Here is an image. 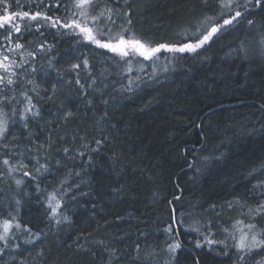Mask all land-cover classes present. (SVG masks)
<instances>
[{
  "label": "trees",
  "instance_id": "16d2710c",
  "mask_svg": "<svg viewBox=\"0 0 264 264\" xmlns=\"http://www.w3.org/2000/svg\"><path fill=\"white\" fill-rule=\"evenodd\" d=\"M218 2L129 0L132 33L153 45L178 43L182 29L205 17L218 18ZM19 4H0V16L39 11L59 23L53 26L44 16L35 21L17 17L14 23L21 31H13L10 40L3 39L8 26L0 28V51L13 49L8 56L16 64L27 60L22 69L13 65L19 74L15 84H0V95L14 97L5 107L9 115L13 107L23 111L27 92L39 113L26 121L13 117L15 123L0 140V224L10 219L40 234L27 251L0 252V264H232L231 256L216 255L218 246L195 247L193 242L204 222L213 227L215 219L225 221L229 203L237 210L241 203L254 208L257 202L251 198L264 194V187L255 192L264 181V59L242 60L238 45L240 33L251 27L246 26L249 19L264 34V7L252 10L249 5V14L196 55L172 59L164 76H144L146 63L139 60L142 71L130 64L127 72L129 64L118 55L63 27L73 0ZM113 19L112 31L128 26L123 15ZM17 43L23 47L16 49ZM74 64L81 67L74 70ZM7 75L0 68V76ZM30 156L52 169L59 165L57 174L64 168L78 170L79 191L60 226L51 222L42 188L53 179L34 176ZM5 158L15 171L9 173ZM212 162L215 168L197 177ZM258 223L263 229L264 220ZM173 243L180 247L170 252ZM0 248H5L2 241ZM258 255L248 264L264 259Z\"/></svg>",
  "mask_w": 264,
  "mask_h": 264
},
{
  "label": "snow or ice",
  "instance_id": "6c2138e0",
  "mask_svg": "<svg viewBox=\"0 0 264 264\" xmlns=\"http://www.w3.org/2000/svg\"><path fill=\"white\" fill-rule=\"evenodd\" d=\"M4 0H0V4H3ZM116 4L118 7H113L112 5ZM249 5L253 7H264V0H244L242 4L240 0H219L218 7L222 10L217 17H205L198 23H195L190 28L182 29L180 33L177 35L180 37V41L178 43H158L153 45L151 42H144L141 39H138L134 36L131 30L132 21L130 19L131 8L129 7V0H73L72 8L75 11L72 13V19L65 20L63 23L64 28L78 30V34L82 35L83 38L101 49H108L113 53L119 54L121 58H128L126 62L129 63V67L126 69L127 72H131L132 68L130 66L131 58L134 56L142 57L146 61H155L159 59V55L162 50L169 53H195L197 50L202 49L206 44L213 40L218 33L222 32L226 26H231L235 22L242 20L247 14L250 13L251 9ZM19 0H17V7H19ZM95 9H99L95 15L92 14V11ZM126 9V10H125ZM224 10H227L225 13ZM5 13H7V6L4 8ZM123 15L127 19V27L121 26V30L115 34L112 32V28L115 25L116 21L113 19L114 16L117 18ZM227 15L228 18H225ZM44 16L46 20L52 21L53 26H56L59 23L58 20H52L51 17L46 16V14L41 13L39 11L31 14L29 12H18L5 14L0 16V28H5L8 26V36L3 37L5 40H10L12 32L15 31L19 33L21 31L20 26L14 23L15 19L19 17L20 19L30 18L35 21L38 17ZM217 19L222 20L221 23H216ZM247 24L249 26H253L255 21L247 20ZM91 25V26H90ZM27 28L28 25H25ZM260 51L261 54L264 55V36H261L259 39ZM23 45L17 43L15 45L16 49L22 48ZM43 49V45H41ZM8 51H13V49H8ZM240 51L247 56L248 49L244 43L240 46ZM29 56H35V52L28 53ZM27 63V60H23L22 63L16 64L15 61H10L8 55L3 56V60H0V68H3L4 71L8 74L5 79L4 76H0V84L13 85L16 83V80L13 77H19L17 71L13 69V65L15 64L16 68H23V64ZM87 61L83 62L84 67H87ZM154 66V64H153ZM72 69H79L81 67L80 64H74L71 66ZM143 69L141 68V71ZM32 71L35 72L36 69L33 67ZM63 78L58 80V83H62ZM32 81H29L31 84ZM76 83L79 84V79L76 80ZM132 81L129 80V84ZM33 92L36 91V88L32 89ZM52 94L55 95L57 91L56 84L51 86ZM26 104L23 108V111L17 113L16 109L13 107L10 109L11 115H9V109L5 107V105L10 104L11 100L14 97H9L5 95H0V140H2L8 129L10 124L15 123L13 117L19 115V118L22 121H26L29 115L36 116L39 113L37 111H33L35 105L33 104L32 96L27 92L22 94ZM66 115H71V113H66ZM24 127L27 128V123L24 124ZM100 141H97L99 144ZM3 147L7 148V145H3ZM40 147H44L41 145ZM29 152L33 150L29 147ZM68 150L65 149V152ZM83 155V153H81ZM205 160L208 158L205 157ZM35 161L36 164H39L38 156H30L29 162ZM2 163L8 166L9 173L15 171L16 169L10 165V160L8 158L3 159ZM20 167H27V164H21ZM192 167V165H189ZM44 169L47 171L46 165H39L36 171H40ZM3 175V173H0ZM25 176L31 175L29 172H24ZM22 183L21 180H16V184L20 185ZM65 181H61V185H63ZM258 187H264V181L260 182ZM177 199H179L177 197ZM56 201V193L53 192L49 198V204L51 206L52 202ZM19 204V200L16 201ZM60 207L59 201H56V206L51 208L52 214L55 217L57 213V209ZM229 208H232L233 205L229 203ZM242 209L241 216H248L250 219H256L257 217L264 216V200H261L254 208L247 206L244 203L240 204ZM12 219H15L14 217ZM65 220L68 218L65 217ZM175 219V217H174ZM60 221L57 220V223ZM182 223V221H180ZM21 225L19 222L15 223V228H20ZM13 228L12 220L4 219L2 224H0V241H3L5 245H7L8 237ZM27 231H31V229L27 228ZM173 230L172 225L170 224L166 231L171 232ZM198 230V229H197ZM224 231L234 240V248L236 251V258L240 264H248L250 259H253L255 255L259 254L258 250H264V229L257 230L256 223H246L244 219H236L232 226L231 230L225 228ZM37 236L40 234L37 233ZM31 243V241H28ZM209 245L214 243V241L209 240ZM220 243H224L220 241ZM199 247V242L197 243ZM18 247V245H17ZM137 249L139 245L136 246ZM180 245L178 243L169 244L168 250L170 252H175ZM4 248H0V252H3ZM227 254V253H226Z\"/></svg>",
  "mask_w": 264,
  "mask_h": 264
},
{
  "label": "rangeland",
  "instance_id": "374dc122",
  "mask_svg": "<svg viewBox=\"0 0 264 264\" xmlns=\"http://www.w3.org/2000/svg\"><path fill=\"white\" fill-rule=\"evenodd\" d=\"M7 2H9V0H4V3L1 5H5ZM250 7L252 8V10L257 9V7H253L252 5ZM74 11H75V9H72L70 11L69 17H67L66 20L70 21L73 18L72 13ZM95 14H93V15H95ZM225 18H228V17L226 16ZM249 20H251V19H249ZM219 23L222 24V21H220ZM246 26H249V25L246 23ZM227 27L228 26H226V28ZM75 31H77V33H78V30H75ZM112 32H113V34H115L119 31H117V32L112 31ZM240 34H242L241 35L242 39H241V41H238V45L241 46V44L244 43L248 49L247 56H245L242 52L240 53L241 59L247 60V61H253V62L258 60L257 57L264 59V55L261 54L260 45H259V39L261 36H264V34H263V32L260 31V28L257 25H253L251 27H246V29L243 30ZM79 36H81L83 38L82 35L79 34ZM238 38H239V36H237L235 41H237ZM1 49H2V51H0V60H3V56L8 55V48L6 47V49L4 50V47H3ZM115 54L119 56V54H117V53H115ZM182 54H184V53H169V52L163 53V51H162L160 54H158L159 59L155 60L154 62L153 61H146L142 57H139V56H134L131 58L130 64L132 65L133 68H137V69L143 68L144 65H142L140 63V61H142L143 63H146L144 68L147 69V73H145L144 76H154L157 74H159L160 76H164L167 72L166 70L170 67V62L172 61V59L176 60V59H178L179 55H182ZM194 54H196V52L195 53H185V55H189V56L194 55ZM176 55H177V57H175ZM119 59H121L125 65L129 64L128 62H126L128 60V58H121L119 56ZM9 60H10V58H9ZM153 64H154V66H153ZM138 72H140V70H138ZM246 118L251 119V117H246ZM31 162L32 163H30V165H29V163H27V164L29 166L28 167L29 169L34 170V172H33L34 176L42 177V176H46V175H51V178L53 179L51 182L47 183L46 185L43 184V187H42L44 192H45V200H46L47 206H48L49 211H50L52 224L57 227V226H60L64 223H66L68 219L65 220L64 218L69 217L68 212L70 211V209H69L70 203L72 202L76 193L79 191V187H80V184H79L80 182L78 180L79 179L78 178V174H79L78 170L75 167L70 169V171L68 169L64 168V173L57 174L59 172V165L55 166L52 169V167H50L46 163H41L39 161V164H36L34 160ZM214 163L215 162H212L208 165V167H204L203 170H200L197 174V177L201 178V177L209 174L208 172L211 169L215 168V166H213ZM39 165H46L47 171H45L44 169H41L40 171H36V169L39 167ZM256 179L258 180L259 178H255L254 180H256ZM61 181H65V183L63 185H61ZM260 188L261 187H257L256 188L257 190H255V192L257 193L258 191H260ZM53 192L56 193V201H59V203H60V207L57 209V213H56L55 217L52 214L51 208L56 206V201H53L51 206L49 204V198ZM251 199H252V201L257 202V204H258L261 200H264V194L262 195V197L260 199H257L254 197ZM236 203L239 204L238 201ZM238 208H241V207H238ZM229 210H230L229 214L226 216L224 222L215 219L216 224H215V226H213L214 228L212 227L211 221H209L208 223L204 222V227H202L200 229V232L198 234V238L196 240H194L193 245L195 247H198L197 243L199 242L200 246H205L206 248L211 247V246H213V247L218 246L221 249V252H219L220 254L217 253L216 254L217 256H219L221 258L231 256L230 262L232 264H239L240 262L237 261L236 251L234 248L235 242L224 231V229L228 228L229 230H231V226L236 219H244L246 223H256L257 224V230L259 231V230H261V228L259 227L258 222H262L264 220V216L257 217L256 219H250L248 216H241L242 209L237 210V208L236 209L235 208H229ZM57 220H59L60 222L57 223ZM178 221L181 224L180 221H183V217L182 216L178 217ZM178 221L176 219V222H174L176 224V226H175L176 229H177V226L179 225ZM182 228L186 231H189V229L185 228V226L184 227L182 226ZM0 231H2V229H0ZM216 231H218V232L215 234ZM215 236L223 237V240L222 239L218 240L217 238H215ZM37 238H38V236L35 233H33L32 231H30V232L27 231L26 228H24L23 230L20 228H18V229L15 228V223H14L13 228L11 230V233H10L8 240H7L8 248H6L7 245H5V243L3 241L2 242H3V246L5 247L4 250L7 253H12L18 249L26 250V251L29 250L28 249L29 246ZM209 240L214 241V243L209 245V243H208ZM28 241H31V243H29ZM220 241H223L224 243H220ZM17 245H18V247H17ZM258 251L260 254H264L263 250H258ZM257 264H264V259H260L259 263H257Z\"/></svg>",
  "mask_w": 264,
  "mask_h": 264
},
{
  "label": "bare ground",
  "instance_id": "6f19581e",
  "mask_svg": "<svg viewBox=\"0 0 264 264\" xmlns=\"http://www.w3.org/2000/svg\"><path fill=\"white\" fill-rule=\"evenodd\" d=\"M264 30V29H263ZM95 45V44H94ZM196 55V54H195ZM263 62V61H262ZM257 177V176H256ZM254 180V179H253ZM257 185V184H256ZM255 186V185H254ZM257 188V187H256ZM250 192V191H249ZM254 192V191H253ZM175 217V216H174ZM176 233H177V230L175 229ZM219 249V248H218ZM220 254V253H219ZM222 254V253H221ZM224 256V255H223ZM256 256V255H255ZM259 256V255H258Z\"/></svg>",
  "mask_w": 264,
  "mask_h": 264
}]
</instances>
